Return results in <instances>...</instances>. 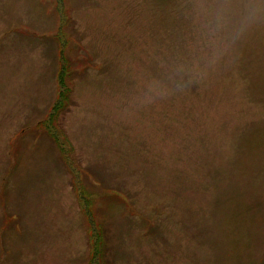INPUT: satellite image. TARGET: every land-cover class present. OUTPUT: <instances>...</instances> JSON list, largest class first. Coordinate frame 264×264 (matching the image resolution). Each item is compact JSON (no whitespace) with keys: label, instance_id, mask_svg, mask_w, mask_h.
<instances>
[{"label":"rangeland","instance_id":"1","mask_svg":"<svg viewBox=\"0 0 264 264\" xmlns=\"http://www.w3.org/2000/svg\"><path fill=\"white\" fill-rule=\"evenodd\" d=\"M88 214L100 264H264V0H0V264Z\"/></svg>","mask_w":264,"mask_h":264},{"label":"trees","instance_id":"2","mask_svg":"<svg viewBox=\"0 0 264 264\" xmlns=\"http://www.w3.org/2000/svg\"><path fill=\"white\" fill-rule=\"evenodd\" d=\"M59 30L61 31V29H59ZM59 66L60 67L58 69V80H59V83H60L59 86H62V87H59V97L57 99V102L54 105H52V107H51V112L49 114L50 118L52 117L51 113L54 111V108L63 99V90H64V88H66V89L68 88L67 84L64 85L63 81L61 80V76L64 75V71H65L64 67H67V65L65 63L63 64V61L61 60ZM61 72H62V74H61ZM77 196L80 197V199L82 197L80 193L77 194ZM88 215H89V218H90V224H91V230H92V246H93V251L91 253V258H90V263L89 264H100V260L103 259V255H102V252H101V246L103 245L102 233L100 232V230L98 228L99 225L94 221L92 215L91 214H88Z\"/></svg>","mask_w":264,"mask_h":264}]
</instances>
